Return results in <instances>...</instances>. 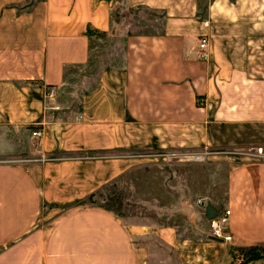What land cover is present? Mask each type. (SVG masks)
<instances>
[{
	"label": "crops",
	"instance_id": "crops-1",
	"mask_svg": "<svg viewBox=\"0 0 264 264\" xmlns=\"http://www.w3.org/2000/svg\"><path fill=\"white\" fill-rule=\"evenodd\" d=\"M135 9L162 18L123 27ZM120 31L121 53L78 111L49 106L99 35ZM17 128L45 161L0 163V264H155L158 246L177 264H230L231 248L264 247V163L232 154L264 147V0H0V136ZM204 148L216 152L206 163L151 174L149 205L186 209L177 225L137 226L83 204L133 162L155 164L136 153ZM198 199L231 211L229 240L208 236Z\"/></svg>",
	"mask_w": 264,
	"mask_h": 264
},
{
	"label": "rangeland",
	"instance_id": "rangeland-1",
	"mask_svg": "<svg viewBox=\"0 0 264 264\" xmlns=\"http://www.w3.org/2000/svg\"><path fill=\"white\" fill-rule=\"evenodd\" d=\"M31 4L32 2L27 3L22 8L27 9ZM152 15L159 19L162 18L159 13H153ZM151 16L146 9L129 10L122 14V23H124L123 27H127L128 24V27L130 29L133 27L132 29L135 31L138 30L140 32L142 30H152L151 26H155L157 22H155L156 19H153ZM124 38L125 34H122V31L116 36L99 35L96 44L93 45L90 63L79 69L76 68L72 70V73L69 74L64 85L60 88L61 90L58 94L59 96H57L55 100V104L51 102L49 106H65L63 108L69 114L77 112L80 107L82 95L95 85L98 74L106 68L110 59L121 53ZM1 132L2 131H0V134ZM0 140H3L4 142H9V140H11V143L14 142L13 144H15L11 147L10 151V148L7 147L8 144L0 143V149H2V151L5 149L7 150V154L11 153L12 155V157L0 158V163L28 165L43 161V159L38 156H32V152L29 153L28 150H31L35 146V143L32 141L31 131L27 129L17 128L11 130L10 134L7 133L3 136L1 135ZM25 150L28 151L26 154L24 152ZM136 154L143 156L147 153ZM133 164L136 165L134 166V169L137 167L139 169L132 170L125 176H122L106 188L102 189L100 192L94 194L93 198L86 202V205L99 206L112 211L126 223L137 226H165L168 224L177 225L178 223H181L180 221L183 220L187 214L186 209H159L149 205L152 204L151 202L153 200V178L151 174L160 169V167L165 169L167 167L159 164H148L136 161L133 162ZM191 165L196 164H175L171 167H187ZM143 201H146L145 204ZM208 236H210L209 227ZM155 244L157 245V243ZM158 248V253L154 256L157 258L158 262H155V264H158L159 262H162V264H177L176 256L172 252L163 246H158ZM243 254L244 253L241 251H234L232 257L230 256V264H242L243 260L241 257ZM223 264H225V262ZM248 264H264V259Z\"/></svg>",
	"mask_w": 264,
	"mask_h": 264
},
{
	"label": "built area",
	"instance_id": "built-area-1",
	"mask_svg": "<svg viewBox=\"0 0 264 264\" xmlns=\"http://www.w3.org/2000/svg\"><path fill=\"white\" fill-rule=\"evenodd\" d=\"M208 38L204 37L200 39L198 45V54L201 60L207 59L208 50ZM56 96V89L54 87L45 88V98L53 100ZM41 133L39 131H33V137H39ZM216 154L215 151H211L204 148L199 151H160L149 152L146 155H141V158L152 161L155 164L163 166H172L175 164H203L206 163L208 158ZM232 154L239 155L249 160L258 161L264 163V147H249L239 151L232 152ZM44 161V159H43ZM196 204L199 207H206L208 203L204 199H198ZM231 217V211L223 208L218 210V214L212 220H209L210 236L218 240H229L225 231Z\"/></svg>",
	"mask_w": 264,
	"mask_h": 264
},
{
	"label": "trees",
	"instance_id": "trees-1",
	"mask_svg": "<svg viewBox=\"0 0 264 264\" xmlns=\"http://www.w3.org/2000/svg\"><path fill=\"white\" fill-rule=\"evenodd\" d=\"M91 198H93V195L89 197V199ZM83 204L86 205L85 202ZM234 251H241L244 253L243 256L241 257L243 260L242 264H248L251 262L260 261L264 259V247H260V246L236 247V248L233 247L230 249V252H229L231 257Z\"/></svg>",
	"mask_w": 264,
	"mask_h": 264
},
{
	"label": "water",
	"instance_id": "water-1",
	"mask_svg": "<svg viewBox=\"0 0 264 264\" xmlns=\"http://www.w3.org/2000/svg\"><path fill=\"white\" fill-rule=\"evenodd\" d=\"M204 214L208 220H212L216 217L218 214V209H215L214 207L207 205L204 210Z\"/></svg>",
	"mask_w": 264,
	"mask_h": 264
}]
</instances>
